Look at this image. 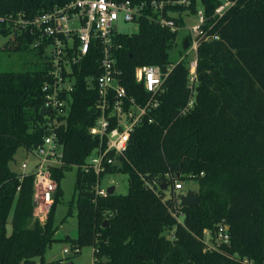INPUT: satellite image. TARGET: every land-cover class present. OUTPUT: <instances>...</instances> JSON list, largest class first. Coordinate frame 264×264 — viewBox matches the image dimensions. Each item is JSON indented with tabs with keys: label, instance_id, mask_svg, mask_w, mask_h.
Listing matches in <instances>:
<instances>
[{
	"label": "trees",
	"instance_id": "1",
	"mask_svg": "<svg viewBox=\"0 0 264 264\" xmlns=\"http://www.w3.org/2000/svg\"><path fill=\"white\" fill-rule=\"evenodd\" d=\"M200 1L208 16L220 5V0ZM231 1L235 5L212 32H218L219 40L198 48L194 107L183 112L191 97L183 60L165 83L160 107L131 135L121 166L100 175L126 173V195L97 196L98 176L83 169L99 143L90 135L99 112L97 91L88 78L100 73V51L92 46L81 72L76 70L71 112L58 130L64 164L52 169L57 191L44 225L34 216L33 173L21 179L10 163L19 149L31 153L43 141L40 111L48 62L38 51L36 69L0 71V264H34L37 258L47 264L44 254L58 241L55 213L63 197L61 181L75 167L67 217L76 209L78 235L69 240L78 253L93 247L95 264H264V0ZM68 2L0 0V18L34 17ZM2 36L11 37L8 52L31 51L30 37L15 35L5 23H0ZM177 37L146 16L137 33L118 37L117 63L131 96L147 98L136 81V68L158 65L165 70L173 62ZM184 42L181 57L187 51ZM175 180L199 183L200 204L182 208L183 223L170 213ZM155 181L159 186L149 188ZM163 185L168 187L163 190ZM221 222L229 225L231 242L210 250L203 232L214 234ZM173 229V239L167 238L166 231Z\"/></svg>",
	"mask_w": 264,
	"mask_h": 264
},
{
	"label": "built area",
	"instance_id": "2",
	"mask_svg": "<svg viewBox=\"0 0 264 264\" xmlns=\"http://www.w3.org/2000/svg\"><path fill=\"white\" fill-rule=\"evenodd\" d=\"M193 4L194 0H153L150 3L135 0H70L65 6L55 7L34 17L11 15L0 18V23H5L15 35L30 37L31 49L41 52L48 62L49 80L42 87V108L49 112L43 116L46 133L42 143L29 153L34 160L33 170L26 171L30 164L27 161L22 164L21 173V179L33 173L35 204L45 215H48L57 191L52 169L64 164V145L58 130L66 124L71 112L72 93L77 84L76 70L81 72L92 46L100 51V73L88 78L97 91L95 109L99 112V117L90 128V135L99 143L83 169L93 170L98 176L97 196L109 195L107 188L101 187L100 175L110 166H121V158L126 156L131 135L142 126L150 112L160 107L165 83L176 64L183 60L188 63V88L191 91L189 103L183 112L194 107L198 83V48L203 42L219 40L218 32H212L219 28L221 20L235 2L220 0L212 16L207 15L200 0H196L195 11H192ZM147 9L150 12H146ZM144 16L172 33L185 29L188 48L179 62L170 63L165 70L158 65L136 68V81L144 86L147 95L146 99L137 100L122 84V73L117 63L121 46L117 39L127 35L120 31L124 24L136 23L140 26ZM156 186H159L157 181L148 184L151 189ZM173 189L175 197L170 213L178 223H183L181 197L186 194L184 181L175 180ZM203 240L210 250L230 244L229 225L219 223L214 234L205 230ZM74 251L79 252L77 249ZM65 253L70 252L65 250Z\"/></svg>",
	"mask_w": 264,
	"mask_h": 264
},
{
	"label": "rangeland",
	"instance_id": "3",
	"mask_svg": "<svg viewBox=\"0 0 264 264\" xmlns=\"http://www.w3.org/2000/svg\"><path fill=\"white\" fill-rule=\"evenodd\" d=\"M120 31L124 34L132 35L139 31V26L136 23L124 24ZM187 37V31L182 29L178 32L177 41L174 44L171 51V59L177 63L181 59V53L183 51V41ZM10 36H2L0 38V71H19L23 69L34 70L37 68L35 63L38 60V54L36 50L31 49L27 52H8L7 49L11 46L8 44ZM6 44L8 46L6 47ZM29 161V168L27 172L33 170V157L26 151L25 148H21L17 151L14 161L10 163V168L17 172L22 173V164ZM77 168H73L72 171L66 172L64 178L61 181V189L63 191V197L57 206L55 213V222L58 227L55 238L58 240L49 247L44 254V261L47 264H93L94 250L93 247H84L80 253H75L72 249V242L70 240L76 239L78 235L77 225V211L73 209V214L67 217L70 201H72L75 194ZM128 175L123 172L106 173L101 178V187L109 188L114 186L116 188L115 193L118 195H126L129 192V179ZM199 190L198 181L187 180L184 181V192L194 191L197 195ZM169 196V192L167 193ZM36 202V201H35ZM34 216L40 221V224L44 225L47 220V214L40 211L38 207L34 209ZM11 225L8 226V231L11 232ZM175 229L166 231L167 238L173 239ZM70 239V240H69ZM68 250L70 253H65ZM34 264H41L40 259H35Z\"/></svg>",
	"mask_w": 264,
	"mask_h": 264
},
{
	"label": "water",
	"instance_id": "4",
	"mask_svg": "<svg viewBox=\"0 0 264 264\" xmlns=\"http://www.w3.org/2000/svg\"><path fill=\"white\" fill-rule=\"evenodd\" d=\"M184 48L185 49L188 48V41L187 40H185V42H184ZM48 113H49L48 110H46L45 108H42L41 111H40L41 116L47 115ZM167 187H168L167 185H163L161 188L164 190ZM115 191H116V188L114 186H111V187L107 188V193L109 195L115 194ZM199 204H200V199L195 194L194 191H188L186 194H184L181 197V206H182V208L196 207ZM104 226H107V222L104 223ZM63 264H73V263L69 262V263H63Z\"/></svg>",
	"mask_w": 264,
	"mask_h": 264
}]
</instances>
